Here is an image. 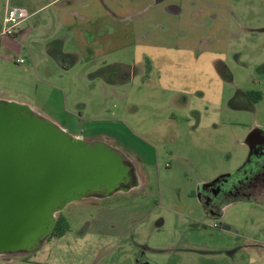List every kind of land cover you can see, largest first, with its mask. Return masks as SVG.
I'll list each match as a JSON object with an SVG mask.
<instances>
[{"label":"rangeland","instance_id":"rangeland-1","mask_svg":"<svg viewBox=\"0 0 264 264\" xmlns=\"http://www.w3.org/2000/svg\"><path fill=\"white\" fill-rule=\"evenodd\" d=\"M191 1L180 15L150 19L163 44L126 46L122 65L109 60L105 86L85 78L86 61L53 77L69 95L72 89L77 105L103 103V115L93 123L82 115L74 128L85 140L120 149L139 184L68 204L62 212L70 228L63 236L0 255V264H264V204L226 201L208 215L195 194L199 184L239 169L249 155L245 138L264 126V0ZM202 3L217 6L203 12ZM2 15L0 8V21ZM222 23L226 27L218 28ZM219 34L221 41L208 42ZM147 56H153L152 70ZM219 63L226 64L220 79L212 76ZM199 70L211 72L210 79L196 78ZM190 85L206 86L208 96L180 92ZM239 87L261 91L262 99L242 105L238 95L233 103ZM189 102L204 114L201 125L195 111L189 120L182 117ZM118 107L131 114L117 115ZM214 114L220 121L209 123L206 116Z\"/></svg>","mask_w":264,"mask_h":264},{"label":"crops","instance_id":"crops-1","mask_svg":"<svg viewBox=\"0 0 264 264\" xmlns=\"http://www.w3.org/2000/svg\"><path fill=\"white\" fill-rule=\"evenodd\" d=\"M165 1L4 0L0 7L3 11L0 21V70L4 71L5 74L0 75V99L26 104L69 133L85 139L81 132L75 130V124H78L82 115L86 114L88 117H92L89 121L93 123L100 114L103 115L101 111L103 110V103L102 107L97 106L98 109H94V106L88 103L77 105L74 99L75 94L71 92L72 89L70 88L71 94L69 95L66 88L59 85L62 83V79H57L59 81L55 82L53 77L68 72L80 60V62H87L82 73L89 82L94 83L95 87L99 84L102 86L106 80L110 82L105 76L109 60H113V65H122L124 62L122 59H125L124 54L129 48L126 46L130 44L146 47L162 45L163 43L159 42L160 38H157L159 35L150 29L154 24L150 23V19H155L162 12L170 16L180 15L183 13L185 5H188L189 0H182L183 2L181 0H169L167 3ZM195 1L198 0H192L191 3L195 4ZM162 2L165 5L161 4L158 9H153L151 12L155 4ZM211 6L202 3L197 7L204 12L206 7ZM216 6L214 4L212 7L215 8ZM11 8L17 9L24 18L20 25V32L16 37L2 33L5 13L7 9ZM149 11L150 14H146ZM217 17L219 16L214 14L213 18L216 19ZM213 22H215L214 19ZM222 24L218 28L226 27L224 23ZM221 39V34L219 37L212 35L208 42L215 43ZM185 48L192 49L191 46ZM19 57H24L26 62L18 63L16 59ZM151 57L153 56H147V60L152 70L151 61L153 58ZM238 61L241 66L243 62L240 57H238ZM224 64L216 65L212 76L219 79L221 76L226 77V68H224L226 64ZM9 65L13 67L7 71L6 68ZM190 71L192 72V70ZM193 74H190L189 77H192ZM195 74L196 78L201 76L203 81L205 77L210 79L211 72L201 70L200 73ZM206 82L209 81L206 80ZM191 85L181 88L180 92L190 96H196L202 92L203 95L205 94L202 95L203 100L208 96L209 90L206 86L191 87ZM248 91L250 89L239 87L233 96L234 100L231 99V101L233 100L234 103L235 98L242 95L245 101L242 105H250L253 101ZM9 92H14L17 96L13 94V96L6 97L4 94ZM217 102L219 103V99ZM68 103H72L71 106ZM186 105L187 107L181 109L186 111L182 113V117L189 120L187 114L195 111L197 113L194 116H197V121L201 125L204 114H201L195 106L192 107L191 102ZM118 113L121 115L123 113L124 116L131 114L121 107L117 108V115H119ZM169 119L171 120V118ZM206 119L213 124L215 121H220V117L215 119V114L206 116ZM223 122L225 121L223 120ZM257 127L264 129V126L259 125Z\"/></svg>","mask_w":264,"mask_h":264},{"label":"water","instance_id":"water-1","mask_svg":"<svg viewBox=\"0 0 264 264\" xmlns=\"http://www.w3.org/2000/svg\"><path fill=\"white\" fill-rule=\"evenodd\" d=\"M261 135L255 127L245 138L248 159ZM134 170L106 141L79 138L26 104L0 99V255L39 247L76 200L131 190ZM235 172L199 184L198 198Z\"/></svg>","mask_w":264,"mask_h":264},{"label":"flooded vegetation","instance_id":"flooded-vegetation-1","mask_svg":"<svg viewBox=\"0 0 264 264\" xmlns=\"http://www.w3.org/2000/svg\"><path fill=\"white\" fill-rule=\"evenodd\" d=\"M256 142L258 145L254 147L251 157L234 174L202 188L200 202L208 215L218 214L226 201L250 200L264 204L258 200L264 199V135L259 136ZM136 178L133 175L134 182Z\"/></svg>","mask_w":264,"mask_h":264},{"label":"built area","instance_id":"built-area-1","mask_svg":"<svg viewBox=\"0 0 264 264\" xmlns=\"http://www.w3.org/2000/svg\"><path fill=\"white\" fill-rule=\"evenodd\" d=\"M24 18L17 9H7L4 20H3V34L16 37L20 32V25ZM18 63H25L26 59L24 57H19L16 59Z\"/></svg>","mask_w":264,"mask_h":264},{"label":"trees","instance_id":"trees-1","mask_svg":"<svg viewBox=\"0 0 264 264\" xmlns=\"http://www.w3.org/2000/svg\"><path fill=\"white\" fill-rule=\"evenodd\" d=\"M248 94L253 102H258L263 96L261 91L256 90H250L248 91ZM69 228L70 224L67 217L63 214V212H60L57 215L56 226L48 238L61 237L69 230Z\"/></svg>","mask_w":264,"mask_h":264}]
</instances>
